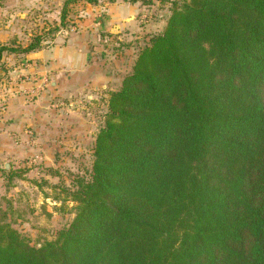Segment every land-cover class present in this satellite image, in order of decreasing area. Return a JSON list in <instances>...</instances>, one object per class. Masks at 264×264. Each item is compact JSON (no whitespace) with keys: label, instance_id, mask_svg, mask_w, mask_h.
<instances>
[{"label":"trees","instance_id":"16d2710c","mask_svg":"<svg viewBox=\"0 0 264 264\" xmlns=\"http://www.w3.org/2000/svg\"><path fill=\"white\" fill-rule=\"evenodd\" d=\"M170 12L109 95L74 218L38 246L0 220V264H264V0Z\"/></svg>","mask_w":264,"mask_h":264},{"label":"rangeland","instance_id":"374dc122","mask_svg":"<svg viewBox=\"0 0 264 264\" xmlns=\"http://www.w3.org/2000/svg\"><path fill=\"white\" fill-rule=\"evenodd\" d=\"M146 1L131 25L116 33L98 30L93 39L82 34L90 19L84 4L70 5L61 24L64 0H0V47L23 49L43 35L40 48L30 53L71 42H88L92 53L88 71L65 72L67 83L91 79L76 93L52 90L57 71L51 60L37 64L29 53L9 50L0 56V220L31 245L53 240L74 218L75 205L65 192L76 179H89L109 95L150 38L163 32L172 4L187 0Z\"/></svg>","mask_w":264,"mask_h":264},{"label":"crops","instance_id":"0c3cea01","mask_svg":"<svg viewBox=\"0 0 264 264\" xmlns=\"http://www.w3.org/2000/svg\"><path fill=\"white\" fill-rule=\"evenodd\" d=\"M80 3L88 7L87 9L89 10V13L87 16L90 18L85 21L84 24V28L88 30H84L82 34L93 36V39H95V35L98 34V30H103L102 32L109 33L122 31L127 23L130 25L132 24L135 14L139 11V3L133 4L125 0H117L115 3L101 1L96 5H90L83 2ZM95 10L101 11V13H96ZM90 32L94 35H91ZM89 48L90 46L88 42H71L69 44H64L63 46L55 47L54 49L53 47L49 49L43 46L41 50L37 51V53H29L27 57L34 59L37 64H46L49 60L53 62L49 63L53 68L55 67V71H57V74L54 77L55 79L51 82L53 91L56 89L57 91L66 89L74 90L73 92L76 93V91L81 92L84 90L79 87V85L86 84L89 86L87 81H90L91 79H87L85 82L68 81V83L71 84L69 85L65 82V72L70 69H75V71H79L80 69L83 71L87 70L85 67L92 58L90 57L92 53L87 51ZM38 69L43 70V67L41 65H35V70ZM68 85L69 87L67 88Z\"/></svg>","mask_w":264,"mask_h":264}]
</instances>
